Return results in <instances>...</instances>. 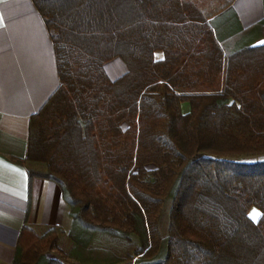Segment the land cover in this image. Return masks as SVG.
I'll use <instances>...</instances> for the list:
<instances>
[{
  "label": "trees",
  "instance_id": "trees-1",
  "mask_svg": "<svg viewBox=\"0 0 264 264\" xmlns=\"http://www.w3.org/2000/svg\"><path fill=\"white\" fill-rule=\"evenodd\" d=\"M33 1L60 83L25 161L73 227L25 224L13 264H264V43L218 35L235 0Z\"/></svg>",
  "mask_w": 264,
  "mask_h": 264
},
{
  "label": "crops",
  "instance_id": "crops-1",
  "mask_svg": "<svg viewBox=\"0 0 264 264\" xmlns=\"http://www.w3.org/2000/svg\"><path fill=\"white\" fill-rule=\"evenodd\" d=\"M216 20L230 49L264 43V0H235ZM105 69L112 80L128 71L119 57ZM59 83L54 44L34 1L0 0V264H13L25 224L66 232L73 227L61 187L45 178L30 180L25 161L31 116ZM183 110H190L189 103Z\"/></svg>",
  "mask_w": 264,
  "mask_h": 264
},
{
  "label": "snow or ice",
  "instance_id": "snow-or-ice-1",
  "mask_svg": "<svg viewBox=\"0 0 264 264\" xmlns=\"http://www.w3.org/2000/svg\"><path fill=\"white\" fill-rule=\"evenodd\" d=\"M260 213L258 211H256L255 209L253 210V212L250 214V218L253 221H256L259 217H260Z\"/></svg>",
  "mask_w": 264,
  "mask_h": 264
},
{
  "label": "rangeland",
  "instance_id": "rangeland-1",
  "mask_svg": "<svg viewBox=\"0 0 264 264\" xmlns=\"http://www.w3.org/2000/svg\"><path fill=\"white\" fill-rule=\"evenodd\" d=\"M218 21H219V20H216V21H215V25L218 24ZM263 159H264V157H263ZM150 167H154V166H150ZM252 209H253V210L255 209V210L259 211L256 207H253ZM252 209H251V210H252ZM250 213H252V211H251ZM52 256H55V254H52Z\"/></svg>",
  "mask_w": 264,
  "mask_h": 264
}]
</instances>
